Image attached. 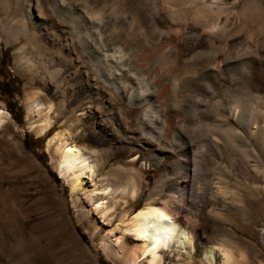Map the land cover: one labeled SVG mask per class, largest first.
Returning <instances> with one entry per match:
<instances>
[{"label": "bare ground", "instance_id": "1", "mask_svg": "<svg viewBox=\"0 0 264 264\" xmlns=\"http://www.w3.org/2000/svg\"><path fill=\"white\" fill-rule=\"evenodd\" d=\"M13 1L12 5L0 0V41L13 44L24 37L30 44L36 39L34 32H43L44 41L53 45L55 39L51 35L57 29L65 36L61 45L66 53L75 51L89 69L93 62L97 69L109 72L104 75L92 70L96 77L90 80L87 71L80 72L75 62L64 61L42 49L31 48L23 54L25 45L20 47L16 63L48 89L47 95L57 102L56 115L61 116L66 104L71 103L73 110L87 119L90 131L100 136L98 141L105 140L101 142L108 144L109 151L122 156L134 154L138 162L161 168L162 175L143 205L131 210L130 204L142 193L134 167L119 166L103 173L105 152L78 145L67 131H55L48 139L47 147L56 157L58 174L71 194L85 189L91 180V188L83 193L84 202L108 224L120 223L110 233L115 239L112 245L106 244L108 256L116 264H233V252L223 244L225 241L207 245L198 232V219L210 202L198 182L199 166L207 152L209 162L216 165L220 139L228 147L237 136L227 123L228 117L241 123L246 134L257 137L263 151L264 130H251L248 119L254 110L235 106L232 90H177L179 79L169 78L164 103H160L156 87L140 81V69L131 53L141 46L162 44L166 47L161 59L166 64L172 52L167 47L170 41L191 42L193 48L206 40L203 34L217 38L220 33L223 43L232 42L227 31L249 28L254 15L264 11L263 0H244L238 10L239 0H36L39 11L46 13L45 18L33 13L32 1ZM12 12H22L23 22L12 19ZM149 39L153 40L151 44ZM187 52L180 53L178 60ZM234 65L243 72V62ZM71 80H77L78 90H66L65 85ZM179 83L181 88L186 87L183 79ZM99 86L113 89V96L126 108L123 125L132 127L136 136L123 135L122 125L114 123L110 113L112 100L106 102V119L113 128L108 130L99 122L101 116L95 108ZM25 106L28 118L33 120L31 128L42 138L53 126V106L46 104L39 91L25 96ZM169 112H175L177 118L172 128L168 127ZM8 117L0 104V127ZM202 129L203 139L195 140L193 133ZM166 156H172L174 161L166 164Z\"/></svg>", "mask_w": 264, "mask_h": 264}, {"label": "rangeland", "instance_id": "2", "mask_svg": "<svg viewBox=\"0 0 264 264\" xmlns=\"http://www.w3.org/2000/svg\"><path fill=\"white\" fill-rule=\"evenodd\" d=\"M29 1H32L33 13H40L45 18L46 13L39 11L36 0ZM243 1H238L237 10ZM8 2L14 4L13 0ZM260 14L259 17L254 15L249 28L227 31L226 36L233 38L227 44L223 43L220 33L217 38L203 34L202 38L207 41L203 40L193 48L191 42L170 41L167 47L172 52L166 64L161 59L166 47L162 44L135 49L131 56L141 71L140 81L156 87L160 103H164L163 94L168 90L169 78L179 79L177 90H232L236 97L235 106L257 112L248 119L251 130H264V11ZM10 17L23 22L24 14L12 12ZM233 20L237 21L236 18ZM249 33L250 37H247ZM34 34L36 39L30 44L24 37L13 44L0 41V104L9 115L0 127V264H116L108 256L106 246L114 243L115 236L110 233L120 223L114 220L108 224L84 202L83 193L91 188V180L87 181L85 189L71 194L69 186L58 174L56 157L47 147V141L55 131H67L78 145L90 151L105 152L102 156L105 161L103 173L119 166L134 167L142 193L130 204L131 210L143 205L150 189L162 175L161 168L138 162V156L134 154L128 157L109 151L108 144L101 142L102 138L98 141L100 136L90 131L87 119L73 110L71 103L66 104V112L56 115L57 102L47 95L48 89L16 63L17 50L25 45L23 54H28L31 48L42 49L66 59L64 61L75 62L80 72L87 71L90 80L95 79L92 70L97 67L92 62L90 70L78 53H66L61 45L65 36L59 30L52 31L55 45L44 41L43 32ZM148 41L149 44L153 42L152 39ZM187 51L189 54L178 60L180 53ZM237 62H243V72L236 70L234 64ZM97 71L109 74L101 69ZM181 79L187 82L184 88L180 87ZM78 85L77 80H71L65 87L66 90H78ZM97 90L100 91L95 108L101 116L99 122L108 130L113 128L106 119V102L112 100L110 113L114 123L122 125L123 135L136 136L132 127L123 125L126 108L113 96L110 91L113 89L99 86ZM37 91L45 97L46 104L54 108L50 114L53 126L42 138H38L31 128L33 120L28 118L25 106V96ZM169 115L168 127L172 128L177 118L175 112H169ZM227 123L237 136L231 139L228 147L220 139L216 165L209 162L210 152H207L199 166L198 182L205 188L206 198L211 203L198 219V232L207 245L225 241L223 244L233 252V264H264V151L258 138L246 134L241 123L231 117L227 118ZM193 134L194 139L200 141L205 132L202 129ZM171 161H174L173 157L166 156V164ZM216 172L221 176L217 177ZM216 260L220 261L218 255Z\"/></svg>", "mask_w": 264, "mask_h": 264}, {"label": "trees", "instance_id": "3", "mask_svg": "<svg viewBox=\"0 0 264 264\" xmlns=\"http://www.w3.org/2000/svg\"><path fill=\"white\" fill-rule=\"evenodd\" d=\"M57 181V180H56ZM103 264H107V263H103Z\"/></svg>", "mask_w": 264, "mask_h": 264}]
</instances>
